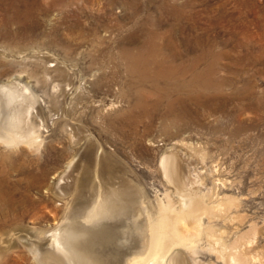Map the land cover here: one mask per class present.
I'll return each instance as SVG.
<instances>
[{
  "label": "rangeland",
  "instance_id": "374dc122",
  "mask_svg": "<svg viewBox=\"0 0 264 264\" xmlns=\"http://www.w3.org/2000/svg\"><path fill=\"white\" fill-rule=\"evenodd\" d=\"M6 1L0 85L21 92L18 104L39 141L16 148L0 141V264H42L31 248L71 218L82 225L77 220L109 187L135 193L138 202L92 239H80L106 264L141 255L146 209L177 192L207 205L231 198L203 222L219 236L217 248L234 250L238 238L248 263L257 257L264 264V0H17L19 14ZM151 35L162 53L184 52L200 68L215 63L200 106L187 100L171 114L154 105L152 83H139L120 51ZM164 152L175 156L176 179L162 172ZM194 224L188 219L184 227ZM200 241L195 255L175 248L178 264L229 263L206 236Z\"/></svg>",
  "mask_w": 264,
  "mask_h": 264
},
{
  "label": "bare ground",
  "instance_id": "6f19581e",
  "mask_svg": "<svg viewBox=\"0 0 264 264\" xmlns=\"http://www.w3.org/2000/svg\"><path fill=\"white\" fill-rule=\"evenodd\" d=\"M18 3L19 2L17 0H7L5 5L7 6V8H12L16 11V13H18L21 12L20 4ZM23 11H25L24 16L28 17L30 12L26 4ZM14 18H12V20L16 21ZM135 21L138 22L137 20ZM24 30L29 31V28L25 26ZM154 38L156 37L148 38L146 40L144 39L142 44H140L139 46H132L131 48L122 47L120 50L121 53L125 55V59L127 60L130 68L136 71L139 83L142 84L150 81L152 83L151 88L157 95L154 105L156 107H159L160 105L165 104L168 112L171 114L177 111V108L179 106L178 104L180 103L183 108H186V105L188 104L187 100L192 101L196 105L200 106L202 104L201 96L203 94V91L205 89H208L209 86H212L211 80L213 78V73H215V63L212 64L210 62L205 64L206 66H204L203 68H200L198 59L187 63L185 58L186 53L184 52L175 53L171 51L168 53H162V51L160 50L161 48L158 47ZM49 56L50 55L48 53L44 55L47 61L50 58ZM20 93L21 92L16 87H8L4 84L0 85V141H2L7 147L10 148H16L22 145H33L39 141L38 133H36L35 129L27 123L26 111L21 104H18V102L20 101L19 97L21 96ZM138 96H140L139 91ZM146 113H148V111H146ZM110 164V159L106 158L102 168L107 172V175L111 177L113 174V170ZM160 166L165 177L170 180L177 178L178 170L175 165L174 154H167L164 152V154L161 155ZM87 173L88 168H85L83 176L84 180H86L87 178ZM196 181L197 179H195V182ZM177 186L180 191L185 190L184 185L181 182ZM137 198L138 197H136L135 193H131L125 190V188L123 187H109L105 191V193L97 194L95 200H93V204L90 203L92 204V206L88 209L84 219L81 221L77 220L78 224L79 222L82 223V225L79 224L81 226L74 225V218H71L72 221L57 226L54 231L45 236L42 241L40 240L41 243L38 242L40 243V248L35 247L33 249L31 248V250L42 264H106L103 260H98L97 258L90 256L91 252L81 245L80 239L84 237H91V235L93 236V234L97 233L98 231L100 232V225L105 227L107 225L106 222L115 220L119 215L129 211V207H132L136 204V202H138ZM229 202H231V198L228 199V202L220 200L217 205H212L213 203L211 205H207L206 203H204V199H202L200 195L192 197L191 195L187 196L184 193L177 192V198L175 199L170 197L168 194L165 195L164 199L161 198L157 200V206L155 207V210L153 212L148 213V208L146 209L147 226L145 229V237L147 240L144 244L145 247L141 251V255H138V252H135V255L129 259L130 261L128 262V264H178V251H175V248L177 249L178 246H183L192 251L194 254L201 246L200 240L203 235L206 236L207 244H209L208 246H210L215 252H218V254L221 256V259L224 260L223 255H227L229 261L228 264H258L256 263L257 257L255 261L252 260L251 263H248L251 255L248 258L245 253L238 249V238L236 239V242L234 244L232 243L231 245L234 250H231V248L229 247L230 250L225 253L226 246L224 247L223 245H220V247L217 248V244L219 245V236L217 237V235H215L211 225L204 224L203 222V214H207L212 218L215 207L223 210V208L225 207L224 204L228 203L227 205H229ZM209 216L207 217L209 218ZM188 219L192 220L195 223L190 228L184 227ZM144 222L146 221L144 220ZM103 224L106 225L104 226ZM108 226L109 225H107V227Z\"/></svg>",
  "mask_w": 264,
  "mask_h": 264
}]
</instances>
